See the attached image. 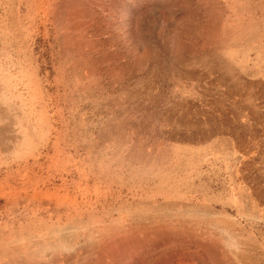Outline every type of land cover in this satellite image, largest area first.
<instances>
[{
	"label": "rangeland",
	"instance_id": "374dc122",
	"mask_svg": "<svg viewBox=\"0 0 264 264\" xmlns=\"http://www.w3.org/2000/svg\"><path fill=\"white\" fill-rule=\"evenodd\" d=\"M0 264H264V0H0Z\"/></svg>",
	"mask_w": 264,
	"mask_h": 264
},
{
	"label": "crops",
	"instance_id": "0c3cea01",
	"mask_svg": "<svg viewBox=\"0 0 264 264\" xmlns=\"http://www.w3.org/2000/svg\"><path fill=\"white\" fill-rule=\"evenodd\" d=\"M18 229L19 228H16V230H17V235H15V236H20V234L22 233L21 231H18ZM11 235V234H10Z\"/></svg>",
	"mask_w": 264,
	"mask_h": 264
},
{
	"label": "bare ground",
	"instance_id": "6f19581e",
	"mask_svg": "<svg viewBox=\"0 0 264 264\" xmlns=\"http://www.w3.org/2000/svg\"><path fill=\"white\" fill-rule=\"evenodd\" d=\"M172 193V192H171ZM10 255V254H9Z\"/></svg>",
	"mask_w": 264,
	"mask_h": 264
}]
</instances>
